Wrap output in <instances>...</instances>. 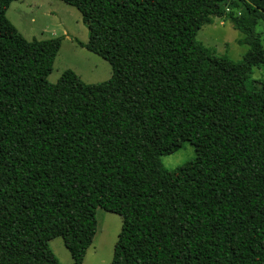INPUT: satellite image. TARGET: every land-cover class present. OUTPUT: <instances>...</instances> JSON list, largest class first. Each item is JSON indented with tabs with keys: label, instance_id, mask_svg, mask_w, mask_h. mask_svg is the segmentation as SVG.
Instances as JSON below:
<instances>
[{
	"label": "trees",
	"instance_id": "1",
	"mask_svg": "<svg viewBox=\"0 0 264 264\" xmlns=\"http://www.w3.org/2000/svg\"><path fill=\"white\" fill-rule=\"evenodd\" d=\"M0 0V264H59L44 235L63 224L83 264L98 209L122 225L110 264H264V0H61L78 44L111 77L48 81L62 37L26 40ZM217 17L241 61L195 36ZM195 157L168 171L183 143Z\"/></svg>",
	"mask_w": 264,
	"mask_h": 264
},
{
	"label": "rangeland",
	"instance_id": "2",
	"mask_svg": "<svg viewBox=\"0 0 264 264\" xmlns=\"http://www.w3.org/2000/svg\"><path fill=\"white\" fill-rule=\"evenodd\" d=\"M6 17L26 39L37 40L60 38L62 42L55 57L48 81L58 84L62 75L72 72L83 83L95 84L111 77V67L100 56L89 52L78 44L88 40V29L79 12L61 0H13L6 11ZM264 47V25L256 28ZM240 33L230 22L213 17L211 23L204 24L195 36L210 54L226 56L241 61L248 50L240 45ZM249 81L255 88L264 83V67H252ZM195 157L194 148L189 143L173 154L160 157L162 167L171 171ZM97 230L91 246L86 251L83 264H110L113 249L121 229L119 215L98 209L96 212ZM44 238L59 264H73L76 259L74 246L63 224L52 228Z\"/></svg>",
	"mask_w": 264,
	"mask_h": 264
}]
</instances>
